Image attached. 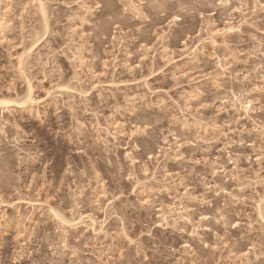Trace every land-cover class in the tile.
Masks as SVG:
<instances>
[{
	"label": "rangeland",
	"instance_id": "obj_1",
	"mask_svg": "<svg viewBox=\"0 0 264 264\" xmlns=\"http://www.w3.org/2000/svg\"><path fill=\"white\" fill-rule=\"evenodd\" d=\"M3 99L0 264H264V0H0Z\"/></svg>",
	"mask_w": 264,
	"mask_h": 264
},
{
	"label": "bare ground",
	"instance_id": "obj_2",
	"mask_svg": "<svg viewBox=\"0 0 264 264\" xmlns=\"http://www.w3.org/2000/svg\"><path fill=\"white\" fill-rule=\"evenodd\" d=\"M40 7H41V6H40ZM42 10H43V9H42ZM42 13L44 14L45 12H44V11H43V12L41 11V14H42ZM43 14H42V16L45 17V15H43ZM44 17H42V18H44ZM44 19H46V17H45ZM43 21H44V20H43ZM45 22H46V21H45ZM45 22H43V23H45ZM44 25H46V23H45ZM229 27H230V26L226 27V29L229 28ZM231 29H233V26L231 27ZM227 30L229 31V29H227ZM224 31H226V30H224ZM228 31H227V33H228ZM229 32H230V31H229ZM208 33H209V32H208ZM210 33H211V32H210ZM215 33H218V32L215 31ZM224 33H225V32H224ZM211 34H212V33H211ZM220 35H222V34H220ZM30 89H31V88L28 87V90H27V93H26V96H25V98H26L25 100H26V101L21 102V103L24 104V103H26V102H29V103H33V102H34L33 99L31 98L32 93H30ZM239 101H240V100H239ZM239 101H238V102H239ZM1 102H5L4 104H1V106H2V105H8V104H6V102L9 103L8 101H5L4 99H3L2 101H0V103H1ZM29 103H27V104H29ZM236 103H237V100H236ZM9 104H10V103H9ZM259 208H260V207L257 208L258 211H259ZM260 210H261V208H260ZM259 212H260V211H259ZM53 214H54V213H53ZM260 214H261V212H260ZM57 215H58V214H57ZM57 215H55L56 218H57ZM58 217L63 218V217H61L60 215H59ZM89 217H90V216H89ZM79 218H82V217H79ZM57 219H58V221H60L59 218H57ZM63 219H64V218H63ZM86 219H88V217H87ZM89 219H90L91 222H94V221L92 220L93 218H89ZM61 221H63V220H61ZM65 221H66V219H65ZM73 221H75V220H73ZM73 221H72V222H73ZM63 222H64V221H63ZM72 222L68 223V222L66 221L65 224H69V226H71V227L74 226V227H75V224L70 225ZM61 223H62V222H61Z\"/></svg>",
	"mask_w": 264,
	"mask_h": 264
}]
</instances>
